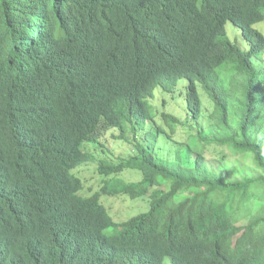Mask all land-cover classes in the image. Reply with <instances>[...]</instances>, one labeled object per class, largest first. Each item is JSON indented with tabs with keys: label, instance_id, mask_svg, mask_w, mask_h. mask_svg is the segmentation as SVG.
I'll list each match as a JSON object with an SVG mask.
<instances>
[{
	"label": "trees",
	"instance_id": "1",
	"mask_svg": "<svg viewBox=\"0 0 264 264\" xmlns=\"http://www.w3.org/2000/svg\"><path fill=\"white\" fill-rule=\"evenodd\" d=\"M38 1L0 3L28 19ZM61 1L45 5L58 12L41 15L39 35L16 22L21 68L0 84V264H264V0ZM181 80L185 120L158 118L151 99ZM185 122L196 131L176 140ZM109 130L130 144L117 161L88 148ZM210 147L252 170L224 176ZM85 164L102 182L90 196L71 172ZM120 194L146 210L116 221L101 196Z\"/></svg>",
	"mask_w": 264,
	"mask_h": 264
},
{
	"label": "rangeland",
	"instance_id": "2",
	"mask_svg": "<svg viewBox=\"0 0 264 264\" xmlns=\"http://www.w3.org/2000/svg\"><path fill=\"white\" fill-rule=\"evenodd\" d=\"M254 27L264 35V20L262 22L256 23ZM225 28L228 37L232 41L236 42L242 49L247 50L249 48V43L242 39L241 32L238 27L234 26L231 22H227ZM261 56L264 58V52ZM186 83L187 82L185 80L179 81L177 84V90L172 95H169L168 93L162 95L161 92L157 91V88L155 89L154 94L156 91L157 93L151 99V104L156 109L158 118L161 112H167L173 114L182 121L185 120L187 113L185 110L183 94L185 93ZM198 91L203 102V117L201 119L200 125L201 128L207 130L211 123L208 115L213 109V104L208 99L206 93L199 86ZM163 98H165L164 104L161 106V100H163ZM195 131L196 127L194 124L185 122L184 124L178 125L176 127L173 138L176 140H184L190 136V133L193 134ZM113 134L117 135V133H115L113 130H109L99 139L102 144H98L96 146L90 145L88 148L100 158H106L110 161H117L119 156L127 154L130 144L123 139H116ZM127 137L131 138L130 133ZM158 145L159 153L166 154V156L174 155L175 146L171 141L160 142ZM206 156L209 167L213 168L219 173H222L226 177H236L241 173H246L247 171L252 170L250 157H234L227 148L222 149L221 151L219 148L210 147L206 152ZM76 171L77 174L82 178L83 190L81 193L83 195L90 196L101 188V177L97 172H95L94 164H85L78 168V170L74 169L71 172L76 174ZM118 177H120L125 182H135L140 178V176L135 171L129 170L122 172L118 175ZM101 202L116 221L125 220L132 215L139 214L146 210V204L142 199H131L130 197L121 194L101 196ZM163 264H170V260L166 258Z\"/></svg>",
	"mask_w": 264,
	"mask_h": 264
},
{
	"label": "clouds",
	"instance_id": "3",
	"mask_svg": "<svg viewBox=\"0 0 264 264\" xmlns=\"http://www.w3.org/2000/svg\"><path fill=\"white\" fill-rule=\"evenodd\" d=\"M38 3L40 6L36 7L37 12L35 14L32 13V16L29 15L28 19H26L28 17L26 13L21 16L19 11L4 8L0 3V84L11 79L21 68L22 57L18 52L14 53L17 46L13 43L10 45L12 40H17V36L14 37V30L15 32L17 30L15 27L16 22H22L21 29L27 25L26 21L29 22L31 25H29L30 33L33 35V33L36 32L39 35V33L46 28L41 21V15L47 14L50 17L52 13L58 12V10L53 8L50 9L45 5L47 3H57V6L62 5L61 0H41L38 1ZM34 9L35 7L32 6L31 12H33ZM24 12H26V10ZM22 31L24 30L22 29ZM25 33L26 32H23V34ZM33 38H35V36H33ZM17 60L20 61V63H18Z\"/></svg>",
	"mask_w": 264,
	"mask_h": 264
}]
</instances>
